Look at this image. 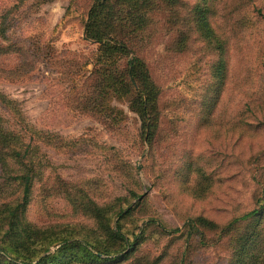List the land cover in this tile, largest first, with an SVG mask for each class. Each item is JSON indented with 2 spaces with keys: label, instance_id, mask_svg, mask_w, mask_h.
Returning a JSON list of instances; mask_svg holds the SVG:
<instances>
[{
  "label": "rangeland",
  "instance_id": "obj_1",
  "mask_svg": "<svg viewBox=\"0 0 264 264\" xmlns=\"http://www.w3.org/2000/svg\"><path fill=\"white\" fill-rule=\"evenodd\" d=\"M198 1L212 8L210 40L208 25L198 33L190 21ZM183 2L176 23L170 8L153 13L134 46L160 88L148 143L130 93L113 96V121L84 103L101 47L86 36L92 0H0V50L7 52L0 53V122L36 152L20 218L60 233L41 256L64 247V264L233 263V240L245 224L221 236L206 227L256 209L264 193V0ZM216 36L227 68L217 93ZM117 198L133 208L121 221ZM91 200L112 206L114 232L136 243L135 252L127 255L129 245L100 252L108 233ZM17 201L21 185L3 178L0 163V207ZM202 230L208 240L201 243ZM1 244L8 252L0 251V264L31 255L26 244Z\"/></svg>",
  "mask_w": 264,
  "mask_h": 264
},
{
  "label": "trees",
  "instance_id": "obj_2",
  "mask_svg": "<svg viewBox=\"0 0 264 264\" xmlns=\"http://www.w3.org/2000/svg\"><path fill=\"white\" fill-rule=\"evenodd\" d=\"M202 2L198 1L193 5L190 21L192 20L196 24L198 33L201 26L206 27L208 25L209 33L207 32L204 38L210 40L214 36L209 22L212 8L211 5H204ZM184 4L183 0H92V5L88 11L86 36L99 42L101 47L94 63V70L90 74L92 91L85 93L84 103L95 113H103V116L113 121L119 119V114L116 115L118 112L112 106L113 96L122 92L130 93V100L134 104L132 109L140 115L144 129L148 130L149 135L146 139L148 143L154 134L155 123L153 120L159 115L157 104L160 88L153 80L147 64L137 56L134 47L135 42H141L142 35L146 33V27L150 24V16L153 13L157 11L167 12L166 9L170 8V13L174 14V23H176L179 19L177 7L181 9ZM185 38L188 39L187 36ZM185 38H181V42H186ZM214 41H216V51L219 52L216 63V83L213 82L212 85L216 84L217 93L220 90L219 86L223 83V77L226 76L227 68L226 63L222 60L224 44L217 36ZM181 42L180 45L184 46L182 49L184 50L186 43ZM5 49L6 46H2L0 53L6 54ZM135 83L139 86L138 92L135 90ZM11 102V100L3 98L2 103L6 105L11 104ZM22 139V136L16 132L9 135L0 122V163L3 178L19 183L22 190V201H17L14 204L5 203L0 207V218L3 217L0 232L6 227L3 235L0 236V251L8 252V248L1 244L5 238L13 244L29 246L31 255L24 257L15 255L22 264H47L51 258H54L57 264L67 263L68 256L64 254V247L50 255L41 256L42 253L49 250L52 244L59 241L60 233L55 228H38L26 219L20 218L21 210L26 206V196L31 192L33 180L30 172L34 169H28V164L34 163L36 159L34 143L29 142L26 145ZM21 146L23 151H19ZM43 157L38 159L40 165L41 162L44 163L48 160L45 155ZM24 158L25 162H23ZM116 200L118 202L122 200L116 213L120 216L121 221L133 211V208L125 207L124 199L117 198ZM258 203L259 207L232 218L222 228L218 224L212 229L206 227L207 232L208 230H216V233L221 236L233 228L237 230L238 226L245 224L244 229H242L243 233L233 240L235 254L232 264H264V193L261 198L259 197ZM92 204L91 209L96 211L100 226L106 229L108 233V236L102 238L100 252L118 253L122 247L126 250L128 247L126 245L130 246L127 255L130 250L135 252L136 243H131L129 237L121 229L120 233L114 232L112 206L110 204L99 206L93 202ZM204 225L206 226L205 222ZM173 232L180 233V230L175 229ZM202 235L201 243L208 240L203 230ZM68 242L65 240L63 245ZM107 242H111V244H107ZM93 258L101 259L98 255ZM119 258L121 257H117V259Z\"/></svg>",
  "mask_w": 264,
  "mask_h": 264
}]
</instances>
